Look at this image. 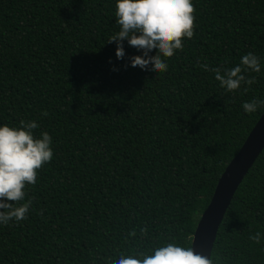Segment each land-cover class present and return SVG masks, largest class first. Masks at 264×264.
I'll return each instance as SVG.
<instances>
[{"label":"trees","instance_id":"1","mask_svg":"<svg viewBox=\"0 0 264 264\" xmlns=\"http://www.w3.org/2000/svg\"><path fill=\"white\" fill-rule=\"evenodd\" d=\"M116 3L0 0V126L36 121L54 151L21 202H32L28 219L0 224V264H115L170 242L192 247L217 181L264 113L242 108L264 99V0H193L196 35L160 74L131 67L142 52L127 41L117 59ZM249 52L261 72L235 94L199 67L230 69ZM211 261L264 264V151Z\"/></svg>","mask_w":264,"mask_h":264},{"label":"clouds","instance_id":"2","mask_svg":"<svg viewBox=\"0 0 264 264\" xmlns=\"http://www.w3.org/2000/svg\"><path fill=\"white\" fill-rule=\"evenodd\" d=\"M196 12L193 0H117L115 16L120 30L110 37L108 43L116 42V57L123 60L126 55L124 41H127L142 52V55L130 58L131 67L165 73L169 68L166 60L173 58L178 50L183 51L184 41L196 35ZM153 51L156 55H151ZM199 67L213 72L220 87L232 94L244 85L251 86L257 82L246 73L261 72L260 58L252 52L244 55L240 64L230 69L210 68L206 63ZM248 91L249 87H243L244 93ZM261 107H264V99H252L242 105L249 114ZM42 115L47 116L48 113L45 111ZM38 128L36 121L24 120L20 121L19 127L0 126V224L20 223L28 219L32 202L29 199L21 203L27 196L26 189L37 184L39 172L54 157L51 135L42 132L40 137H36L34 130ZM140 235H148L147 227L140 229ZM129 236L134 238L137 232L132 230ZM188 239L191 240V236ZM249 239L259 244L261 233L250 235ZM115 264H212V261L197 254L193 247L170 242L154 248L151 254H121Z\"/></svg>","mask_w":264,"mask_h":264},{"label":"water","instance_id":"3","mask_svg":"<svg viewBox=\"0 0 264 264\" xmlns=\"http://www.w3.org/2000/svg\"><path fill=\"white\" fill-rule=\"evenodd\" d=\"M264 151V113L237 155L217 181L211 201L203 212L193 236L192 247L211 260L220 227L242 181Z\"/></svg>","mask_w":264,"mask_h":264}]
</instances>
